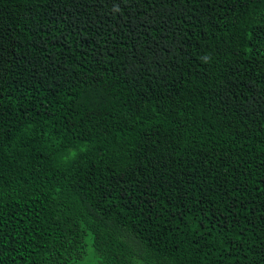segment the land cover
<instances>
[{
    "label": "trees",
    "instance_id": "trees-1",
    "mask_svg": "<svg viewBox=\"0 0 264 264\" xmlns=\"http://www.w3.org/2000/svg\"><path fill=\"white\" fill-rule=\"evenodd\" d=\"M0 264H264V0H0Z\"/></svg>",
    "mask_w": 264,
    "mask_h": 264
},
{
    "label": "rangeland",
    "instance_id": "rangeland-1",
    "mask_svg": "<svg viewBox=\"0 0 264 264\" xmlns=\"http://www.w3.org/2000/svg\"><path fill=\"white\" fill-rule=\"evenodd\" d=\"M91 254H93L92 253V250L90 248H88V256H89V259H87V260H89L90 263H91V257H90Z\"/></svg>",
    "mask_w": 264,
    "mask_h": 264
}]
</instances>
